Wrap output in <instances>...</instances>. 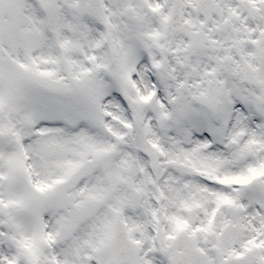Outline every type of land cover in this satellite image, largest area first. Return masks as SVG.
Wrapping results in <instances>:
<instances>
[{
    "label": "snow or ice",
    "instance_id": "obj_1",
    "mask_svg": "<svg viewBox=\"0 0 264 264\" xmlns=\"http://www.w3.org/2000/svg\"><path fill=\"white\" fill-rule=\"evenodd\" d=\"M0 264H264V0H0Z\"/></svg>",
    "mask_w": 264,
    "mask_h": 264
}]
</instances>
